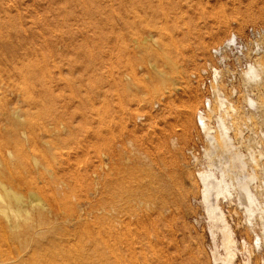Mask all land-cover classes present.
Wrapping results in <instances>:
<instances>
[{
    "label": "rangeland",
    "instance_id": "1",
    "mask_svg": "<svg viewBox=\"0 0 264 264\" xmlns=\"http://www.w3.org/2000/svg\"><path fill=\"white\" fill-rule=\"evenodd\" d=\"M234 34L259 72L249 86L243 71L215 82L214 97L219 87L237 107L233 135L243 128L263 150L264 0H0V175L50 211L31 253L0 213V264H212L199 76Z\"/></svg>",
    "mask_w": 264,
    "mask_h": 264
},
{
    "label": "bare ground",
    "instance_id": "2",
    "mask_svg": "<svg viewBox=\"0 0 264 264\" xmlns=\"http://www.w3.org/2000/svg\"><path fill=\"white\" fill-rule=\"evenodd\" d=\"M236 41L237 36L234 34L228 39L227 46L235 44L239 50L244 49L243 46L236 44ZM259 48L261 47L257 49ZM258 72L259 66L255 62L247 63L243 70L246 86L256 80ZM219 77L220 71L215 69L216 83ZM215 92L217 109H214L208 100L207 113L199 110L196 114L199 129L207 141L203 158L201 160L196 158V161L200 165L197 172L200 182L199 204L202 206L209 231L212 264H237L240 256L241 264H253L254 255L261 252L263 255L264 250V181L258 183L261 176L259 174L263 171L264 149L262 150V145L260 146L258 141L245 137L242 126V129H238L237 136L233 135L234 121H236L234 119L239 115L238 109L225 97L219 87H216ZM250 94L248 93L246 99V108L255 112L257 102ZM248 119L251 123V118ZM253 141L258 148L253 146ZM0 191V213L6 219L5 225L10 228L20 243L21 251L30 249L31 253L33 248L39 250L38 238L48 230L45 228L49 223L45 212L49 214L50 211L46 210L48 208L36 195L29 194L30 196L26 199L21 193L5 186L1 175ZM223 202L241 211L244 225L253 234L250 242L247 240L240 242L236 238V232L228 220L224 205L222 206ZM50 229L54 230L52 227ZM27 253L29 252L25 255ZM80 263L77 262V264Z\"/></svg>",
    "mask_w": 264,
    "mask_h": 264
},
{
    "label": "built area",
    "instance_id": "3",
    "mask_svg": "<svg viewBox=\"0 0 264 264\" xmlns=\"http://www.w3.org/2000/svg\"><path fill=\"white\" fill-rule=\"evenodd\" d=\"M248 33L251 39H255L258 31L255 29H250ZM236 44L239 46H246L244 40L238 36ZM241 51L242 49L239 50L235 44L227 46L225 41L221 45L212 49V61H208L206 63L199 76L201 77L199 80L201 89L205 93L204 104L201 107V110H203L205 113L208 111L206 100H210L212 102L214 101V88L216 84L213 76L214 68L219 69L221 74L218 79L219 85L225 80L230 81L232 84L235 80V77L238 81L240 79L243 80L242 71L245 69V63L248 59L246 57L247 53L245 52V49L244 54H242ZM230 75L231 77H229ZM196 79L198 80V77H196ZM211 106H213V104Z\"/></svg>",
    "mask_w": 264,
    "mask_h": 264
}]
</instances>
